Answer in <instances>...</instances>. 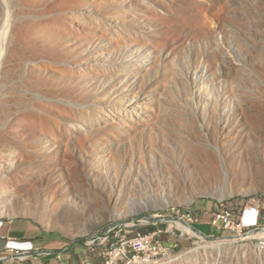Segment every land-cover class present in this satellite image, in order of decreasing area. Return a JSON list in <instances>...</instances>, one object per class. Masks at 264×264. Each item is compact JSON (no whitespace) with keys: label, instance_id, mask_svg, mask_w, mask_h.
I'll use <instances>...</instances> for the list:
<instances>
[{"label":"rangeland","instance_id":"374dc122","mask_svg":"<svg viewBox=\"0 0 264 264\" xmlns=\"http://www.w3.org/2000/svg\"><path fill=\"white\" fill-rule=\"evenodd\" d=\"M222 202L264 207V0H0V217L74 263L264 264V225L174 222Z\"/></svg>","mask_w":264,"mask_h":264},{"label":"built area","instance_id":"2783aa9c","mask_svg":"<svg viewBox=\"0 0 264 264\" xmlns=\"http://www.w3.org/2000/svg\"><path fill=\"white\" fill-rule=\"evenodd\" d=\"M235 204L222 202L219 205V210L211 215L209 225L213 229L217 230H228L234 233H241L245 229L243 226V217L247 210L251 207H246L240 220H237L235 212ZM176 218L183 224H186L192 230L194 225L199 223V219L189 212H178ZM175 219V218H174ZM254 230H251L253 232ZM239 234L238 237H240ZM5 250L12 253V256H1L0 264H45L38 259V257L47 256L51 257L52 252H36L33 254L31 251L24 250L18 251L9 245H5ZM167 248H164L158 240V232L142 233L137 232L133 236L126 238L120 244H112L111 250L104 254V260L101 264H129L132 260H137L142 255L147 256L148 254H158L159 252H167ZM48 264H97L94 260L89 257L84 258L81 262H71L69 258L63 259L62 253H57L52 256V260Z\"/></svg>","mask_w":264,"mask_h":264},{"label":"crops","instance_id":"0c3cea01","mask_svg":"<svg viewBox=\"0 0 264 264\" xmlns=\"http://www.w3.org/2000/svg\"><path fill=\"white\" fill-rule=\"evenodd\" d=\"M2 216V215H1ZM210 214H205L201 221L194 225V230L203 233V229H208L210 222ZM207 220L209 222H207ZM243 226L245 228L263 226L264 225V207L261 210L250 208L247 210L243 217ZM5 245H9L18 251L28 250L33 254L36 252H52V256L56 254L51 248L50 239L47 238L42 231L31 225L27 221H12L0 217V255L12 256V253L5 250ZM62 253L63 259H71L65 252ZM51 257L42 256L37 260L48 264L52 260Z\"/></svg>","mask_w":264,"mask_h":264},{"label":"bare ground","instance_id":"6f19581e","mask_svg":"<svg viewBox=\"0 0 264 264\" xmlns=\"http://www.w3.org/2000/svg\"><path fill=\"white\" fill-rule=\"evenodd\" d=\"M254 163L255 164H252L253 165L252 167H254L255 169L256 168L258 169L257 171H255L254 174L255 175H258V174H260V170H259V168L257 166L256 161ZM61 209H62L63 214H65V208H61ZM174 222L177 225V227H179L180 229H182V231H190L191 233L194 232L190 227H188L186 224H183L180 220H177V221H174ZM248 235H254V234L253 233H250ZM257 235L260 236V237L261 236L263 237L264 236V230L257 232ZM226 241L223 240V241L218 242L217 244H208L207 243L206 245L203 244L204 246H201L200 245L196 249H193V250L188 251L185 254L181 255V257L188 258L192 254L196 255L197 257L198 256H202V255L203 256H206V255H212V256H214L216 254H223V253L228 254V252H229L228 250H230V249H228L230 247V244L228 242H226ZM242 250H244V249H241L240 247L235 248V251H237V252H239V251L242 252ZM261 250H263V249L261 248ZM258 254H259V252H258Z\"/></svg>","mask_w":264,"mask_h":264}]
</instances>
